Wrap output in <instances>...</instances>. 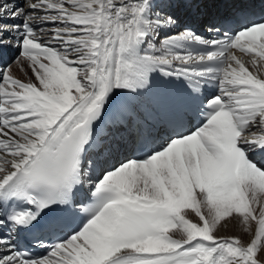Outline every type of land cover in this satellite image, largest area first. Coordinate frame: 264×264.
I'll list each match as a JSON object with an SVG mask.
<instances>
[{
    "label": "snow or ice",
    "instance_id": "snow-or-ice-1",
    "mask_svg": "<svg viewBox=\"0 0 264 264\" xmlns=\"http://www.w3.org/2000/svg\"><path fill=\"white\" fill-rule=\"evenodd\" d=\"M176 3L0 0V47L16 33L36 78L0 72V264H261L264 17L229 32L204 21L218 39L188 24L169 35ZM39 23L57 25L47 43ZM234 215L255 222L250 242L216 234ZM66 229L38 259L12 238Z\"/></svg>",
    "mask_w": 264,
    "mask_h": 264
},
{
    "label": "bare ground",
    "instance_id": "bare-ground-1",
    "mask_svg": "<svg viewBox=\"0 0 264 264\" xmlns=\"http://www.w3.org/2000/svg\"><path fill=\"white\" fill-rule=\"evenodd\" d=\"M210 2V6L207 4V0L203 3L204 5V9L203 12H208L211 10L212 5H215V2H217V0H209ZM209 6V8H208ZM251 59L252 57H250L249 55L244 57V62L246 64V66L249 67L250 70L255 71V68L252 66L251 64ZM11 74L17 77H21V79L25 77H27L28 80H30L33 77L32 71H31V67H30V63L28 60H26L24 57H20L12 66V69L10 70ZM23 80H26L23 79ZM188 218L192 219L194 222H199L198 221V217L195 216V214L193 212H191L190 210H188L187 212ZM252 230L249 231L245 225H243V223L241 222L240 217L238 216H233L230 218H226L224 221L221 222V224L218 226L217 232L216 234L218 236H224V237H230V236H235V237H239L242 242L247 243L250 242V239L253 237L254 235V230H255V222L252 223L251 226ZM179 235V234H177ZM257 259L259 261H261V264H264V250H261L258 254H257Z\"/></svg>",
    "mask_w": 264,
    "mask_h": 264
},
{
    "label": "rangeland",
    "instance_id": "rangeland-1",
    "mask_svg": "<svg viewBox=\"0 0 264 264\" xmlns=\"http://www.w3.org/2000/svg\"><path fill=\"white\" fill-rule=\"evenodd\" d=\"M24 78H26V79H27V77H25V76H24Z\"/></svg>",
    "mask_w": 264,
    "mask_h": 264
}]
</instances>
